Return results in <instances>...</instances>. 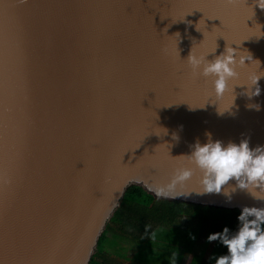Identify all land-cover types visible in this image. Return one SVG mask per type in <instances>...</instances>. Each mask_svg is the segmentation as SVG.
<instances>
[{
    "label": "water",
    "instance_id": "water-1",
    "mask_svg": "<svg viewBox=\"0 0 264 264\" xmlns=\"http://www.w3.org/2000/svg\"><path fill=\"white\" fill-rule=\"evenodd\" d=\"M226 47L252 60L217 97L187 59ZM209 140L264 147L254 0H0V264H91L134 185L168 201L264 208L234 180L202 192L188 156ZM183 169L191 179L174 184Z\"/></svg>",
    "mask_w": 264,
    "mask_h": 264
},
{
    "label": "clouds",
    "instance_id": "clouds-1",
    "mask_svg": "<svg viewBox=\"0 0 264 264\" xmlns=\"http://www.w3.org/2000/svg\"><path fill=\"white\" fill-rule=\"evenodd\" d=\"M225 3L233 5L238 0H225ZM254 4L264 10V0H254ZM187 60L193 72L200 70V75L213 78L215 94L221 97L228 91L229 81L238 78L237 68L243 67L246 60H252V57L238 58L237 50L226 47L211 61L191 54ZM260 78L253 80L255 91L251 92L252 96L260 95ZM256 107L259 110V106ZM188 158L202 174L200 183L203 193L219 194L234 180L237 188L247 190L255 199L264 200V197L253 194L256 190L264 192V147L252 150L247 141L239 145L229 143L225 147L220 141L209 140L203 145L197 143ZM192 175L191 169H183L173 183L186 182ZM238 220L239 228L234 234L229 235V229L225 228L223 233L208 237L209 242L219 240L227 248V255L216 258L215 264H264V208L245 207Z\"/></svg>",
    "mask_w": 264,
    "mask_h": 264
},
{
    "label": "trees",
    "instance_id": "trees-1",
    "mask_svg": "<svg viewBox=\"0 0 264 264\" xmlns=\"http://www.w3.org/2000/svg\"><path fill=\"white\" fill-rule=\"evenodd\" d=\"M241 212L237 209H220L157 199L142 187L131 186L102 234L91 264H103L98 259L112 258L113 255L104 248L105 242L110 241L107 233H123L143 247L150 242L152 246L162 243L171 247L180 246L185 252H191L202 230L217 234L228 228L229 235L238 231V216ZM178 220L195 222L196 227L191 231L175 227L174 223ZM215 245L218 249L224 246L219 240H216ZM195 256L192 264L197 261ZM200 264L214 263L203 260Z\"/></svg>",
    "mask_w": 264,
    "mask_h": 264
},
{
    "label": "rangeland",
    "instance_id": "rangeland-1",
    "mask_svg": "<svg viewBox=\"0 0 264 264\" xmlns=\"http://www.w3.org/2000/svg\"><path fill=\"white\" fill-rule=\"evenodd\" d=\"M174 226L191 231L195 229L196 224L195 222L178 220L174 223ZM213 234L216 233L202 230L191 252H185L180 246L171 247L162 243H153L156 246H152L150 242L143 247L123 233L115 235L111 238L112 240L105 242L104 248L110 254L114 253L119 258L129 257V264H192L195 255L197 258L195 264H200L203 260L215 264L216 258L227 255V248L223 246L218 249L215 245L216 241L209 242L208 237ZM109 235L111 234L109 233ZM98 261L103 264H119L118 259L113 257L99 259Z\"/></svg>",
    "mask_w": 264,
    "mask_h": 264
},
{
    "label": "crops",
    "instance_id": "crops-1",
    "mask_svg": "<svg viewBox=\"0 0 264 264\" xmlns=\"http://www.w3.org/2000/svg\"><path fill=\"white\" fill-rule=\"evenodd\" d=\"M110 234L111 235H109V233H107V237L110 239V240H112L111 238L112 237H115V235H118L119 233H111L110 232ZM109 254H110V252H108ZM110 255H113L112 257L113 258H116V259H118V262H119V264H129V261H130V258L129 257H124V258H119L117 255H115L114 253H112V254H110ZM117 256V257H116ZM99 260V259H98ZM120 261H122V262H120ZM101 263V262H100Z\"/></svg>",
    "mask_w": 264,
    "mask_h": 264
}]
</instances>
